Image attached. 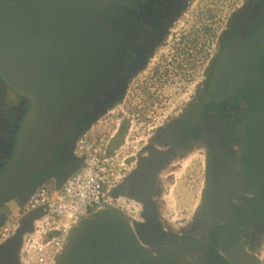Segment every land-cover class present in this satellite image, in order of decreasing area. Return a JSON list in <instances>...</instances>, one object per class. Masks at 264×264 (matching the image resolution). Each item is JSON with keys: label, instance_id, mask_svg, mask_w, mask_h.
I'll list each match as a JSON object with an SVG mask.
<instances>
[{"label": "flooded vegetation", "instance_id": "1", "mask_svg": "<svg viewBox=\"0 0 264 264\" xmlns=\"http://www.w3.org/2000/svg\"><path fill=\"white\" fill-rule=\"evenodd\" d=\"M120 7L135 39L126 72L76 119L77 132L110 126L126 151L124 179L145 165L151 202L125 199L133 219H151L149 247L161 264L166 254L169 264H264V0ZM31 106L0 75V172ZM78 138L57 149L34 185L61 184L78 169ZM182 181L197 202L179 217L173 195Z\"/></svg>", "mask_w": 264, "mask_h": 264}, {"label": "water", "instance_id": "2", "mask_svg": "<svg viewBox=\"0 0 264 264\" xmlns=\"http://www.w3.org/2000/svg\"><path fill=\"white\" fill-rule=\"evenodd\" d=\"M122 2L0 0V75L32 105L0 172V228L36 193L33 180L54 162L57 149L91 128L77 132L76 119L125 74L135 39ZM143 166L114 187L111 197L146 207L151 201L139 176ZM46 208L27 215L15 234L0 243V264H25L24 239ZM143 218L146 223L105 204L69 232L52 264H161L149 247L152 221ZM165 256L163 263L169 264L170 255Z\"/></svg>", "mask_w": 264, "mask_h": 264}, {"label": "built area", "instance_id": "3", "mask_svg": "<svg viewBox=\"0 0 264 264\" xmlns=\"http://www.w3.org/2000/svg\"><path fill=\"white\" fill-rule=\"evenodd\" d=\"M114 133L110 126L98 122L80 135L74 148V155L81 160L80 168L58 189L41 185L0 228V243L15 234L27 215L47 207L46 214L35 221L34 230L24 239L22 260L25 264H52L69 232L105 204L133 216V204L125 198L111 197V190L127 174L126 151L124 146L114 144Z\"/></svg>", "mask_w": 264, "mask_h": 264}, {"label": "rangeland", "instance_id": "4", "mask_svg": "<svg viewBox=\"0 0 264 264\" xmlns=\"http://www.w3.org/2000/svg\"><path fill=\"white\" fill-rule=\"evenodd\" d=\"M46 185L50 189L55 188V185L52 182H49ZM192 185L193 183H190L189 181H186V183L182 181V183H179L178 187L174 189L173 203L177 204V212L179 217L184 214L186 209L194 206L197 202V197L195 196L197 191ZM132 215L134 216L135 214L133 213Z\"/></svg>", "mask_w": 264, "mask_h": 264}, {"label": "bare ground", "instance_id": "5", "mask_svg": "<svg viewBox=\"0 0 264 264\" xmlns=\"http://www.w3.org/2000/svg\"><path fill=\"white\" fill-rule=\"evenodd\" d=\"M142 161V160H141ZM139 166V165H138ZM154 171V170H153ZM134 172V171H133ZM154 173V172H153ZM152 173V174H153ZM150 178V177H149ZM149 181V180H148ZM151 183V182H150ZM148 184V183H147ZM148 185H150V184H148ZM231 199H234V198H231ZM203 203V202H202ZM173 249V248H172ZM245 251V250H244ZM158 257H159V255H158ZM182 257V256H181ZM179 258V257H178ZM260 258V257H259ZM185 261V260H184ZM185 263V262H184Z\"/></svg>", "mask_w": 264, "mask_h": 264}]
</instances>
